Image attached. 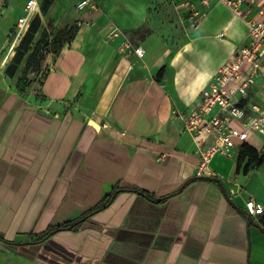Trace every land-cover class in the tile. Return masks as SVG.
<instances>
[{
    "label": "crops",
    "instance_id": "crops-1",
    "mask_svg": "<svg viewBox=\"0 0 264 264\" xmlns=\"http://www.w3.org/2000/svg\"><path fill=\"white\" fill-rule=\"evenodd\" d=\"M27 1L8 0L0 29L16 28ZM36 1L27 30L55 11ZM95 1L77 11L40 100L16 87L25 34L0 63V264H264V219L245 214L249 199L264 206V164L243 173L217 156L216 182L196 178L176 116L245 42L244 22L264 14L214 4L193 21L178 4L200 0ZM114 192L79 228L35 242Z\"/></svg>",
    "mask_w": 264,
    "mask_h": 264
},
{
    "label": "built area",
    "instance_id": "built-area-1",
    "mask_svg": "<svg viewBox=\"0 0 264 264\" xmlns=\"http://www.w3.org/2000/svg\"><path fill=\"white\" fill-rule=\"evenodd\" d=\"M214 4H222L236 16L241 15L243 5L256 7L258 14H264V0L184 1L178 7L188 19L196 21ZM75 8L95 10L97 4L95 0H76ZM36 9L37 1L28 0L16 24V40L26 33ZM244 23L248 29L245 42L217 69L188 110L176 112L194 148L196 178H217L211 168L215 157L236 158L243 146L255 148L251 140L264 144V21L249 19ZM117 35L113 30L110 37ZM132 52L138 59L144 55L141 48H133ZM257 151L264 152V145ZM245 214L258 223L264 219V206L249 199Z\"/></svg>",
    "mask_w": 264,
    "mask_h": 264
},
{
    "label": "rangeland",
    "instance_id": "rangeland-1",
    "mask_svg": "<svg viewBox=\"0 0 264 264\" xmlns=\"http://www.w3.org/2000/svg\"><path fill=\"white\" fill-rule=\"evenodd\" d=\"M40 1L45 12L49 13L51 9L55 11L52 17L45 20V23L39 21L33 29L27 30L18 48L15 49V56L11 50L16 43V28L11 27L7 31L0 29V63L5 62L8 56H13L11 62L22 61L23 69L18 77L17 90L24 95L32 93L37 100L41 99L40 86L49 71L52 60L58 57L62 47L74 37L78 30L76 0ZM7 3L8 0H0V15L1 11L7 7ZM55 3L57 6L53 7ZM37 28H40V32L35 37L34 32ZM261 172L264 173V167Z\"/></svg>",
    "mask_w": 264,
    "mask_h": 264
},
{
    "label": "trees",
    "instance_id": "trees-1",
    "mask_svg": "<svg viewBox=\"0 0 264 264\" xmlns=\"http://www.w3.org/2000/svg\"><path fill=\"white\" fill-rule=\"evenodd\" d=\"M69 42V41H68ZM236 169L237 170H243V173H247L248 170L253 169L255 167H259L260 165L264 164V152H259L257 151L256 148L249 147V146H243L240 153L236 157ZM239 166L241 167L239 169ZM115 195V192L112 193L104 202H102L97 208L94 210H91L86 216L74 221L65 224L62 227H58L53 229V231H49L47 234L44 236H41L38 238L35 242H41L43 239H45L46 236H49L52 232L54 231H59L63 229H76L79 228L84 221L91 215L92 213L99 211L100 209L106 207L107 204L110 203L112 200L113 196Z\"/></svg>",
    "mask_w": 264,
    "mask_h": 264
},
{
    "label": "water",
    "instance_id": "water-1",
    "mask_svg": "<svg viewBox=\"0 0 264 264\" xmlns=\"http://www.w3.org/2000/svg\"><path fill=\"white\" fill-rule=\"evenodd\" d=\"M210 180H213L214 182H216V179H211V178H209ZM248 223H250V224H253V221H252V219L251 218H248Z\"/></svg>",
    "mask_w": 264,
    "mask_h": 264
}]
</instances>
